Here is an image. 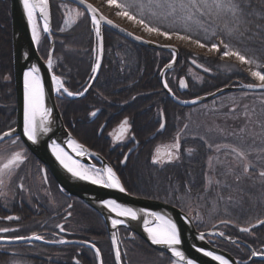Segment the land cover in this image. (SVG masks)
Returning <instances> with one entry per match:
<instances>
[{
	"label": "trees",
	"instance_id": "1",
	"mask_svg": "<svg viewBox=\"0 0 264 264\" xmlns=\"http://www.w3.org/2000/svg\"><path fill=\"white\" fill-rule=\"evenodd\" d=\"M88 1L96 5L105 16L114 20L117 9L110 8L106 0ZM51 2L53 35L56 42L55 58L58 59L54 71L58 76L68 80L66 86L71 92H83L91 82L93 77L92 68L97 61L98 39L95 26L89 16L82 11L84 14L79 22L69 30L63 31L64 12L62 6H74L63 0H52ZM119 2L135 4L139 0H119ZM129 11L139 17L140 10L138 8L130 7ZM246 11L254 13L251 31L243 37H238V34L233 36L230 42L246 57L256 58L258 63L264 64V0H251L250 7ZM144 17L152 25L159 26L161 30L183 32L184 26L181 23L173 24L171 20L156 19L151 17L147 10L144 12ZM224 20H227L230 24L232 22L230 17H224L223 20H218L215 24H212L207 33L198 30L193 25L192 34L194 38H199L202 42L208 44L218 42L222 37L227 40L228 38L224 37V33L221 31ZM257 25L259 28H257ZM205 26L209 25L206 24ZM127 29L137 35L140 31L139 28H135V30ZM213 30L217 32L216 36L212 35ZM10 31L8 10L1 11L0 79L5 80H13ZM104 38V64L99 79L90 95L81 101H73L67 98L59 100L66 127L80 143L98 152H102L105 145L112 143L113 140L108 138V135L99 137L98 125L90 122V115L96 110L101 113L99 122L106 121L105 117H107L108 134L112 128L127 119L128 129H130V133L136 141L142 144L155 143L156 148L175 143L176 134L178 133L181 146L178 153L179 158L174 159L171 164L156 166L155 191L151 193L147 190L145 195L148 199L166 202L179 208H182L183 202L188 198L201 199L207 193L214 152L204 140L198 138L183 139L182 134L171 127L170 120L172 117L178 116L180 119H185V115L189 111L176 106L161 86L160 73L171 62L172 55L132 44L109 29L104 30ZM177 47L180 50V61L177 68L168 74L167 81L171 90L177 96L179 94L184 95L185 100L206 96L228 86L255 83L247 71L248 66L246 65H241L236 61L226 62L221 59L219 54L211 56L199 54L196 52L195 45L186 42L181 41V44ZM49 50V40L46 36H43L39 51L44 59L48 58ZM194 59L195 64L192 62ZM205 68L208 71H205ZM193 72L201 78V82L194 80ZM181 79L187 85L184 90L180 88ZM0 87L5 89L14 88L13 84L9 82L0 84ZM7 99H12L8 90L1 91L0 103H4V100ZM1 111L3 110L0 109V129L3 131L7 128V125L1 119ZM163 115L166 120L165 129L160 127ZM189 149H191V152L188 151ZM135 158L134 155L131 163ZM147 175L148 173L146 174V180ZM132 176L136 179L139 177H136V173ZM250 185L255 188L252 183ZM189 188L191 189L190 193H188ZM252 192H254V189H252ZM135 193L131 191V194L138 195ZM139 196H142V194H139ZM252 203L254 204L250 207V211L241 212L236 217L237 220L234 222L238 226L264 217L262 213L264 208L261 203H257L254 197H252ZM193 217L196 218V215L194 214ZM238 226H234L236 229L233 231L231 230L232 226H224L223 231H221L224 236H230L231 232L240 235L237 232ZM252 233L257 236V239L253 242H260L264 245V225L254 229ZM143 245L152 254H155V258H158L157 262L170 264L171 260L167 255L155 251L146 243H143ZM225 247V250L231 253L232 247L228 245ZM78 248L70 247L69 250H61V253H68L67 257L61 260V264H74L72 260ZM99 249L102 251L105 264H115L108 237L106 244L99 247ZM83 251L84 257H86V259H83V264L98 263L96 255L91 250L84 248ZM245 251L246 256L242 261L250 259L249 251ZM135 252V249L130 251L129 260L132 264L138 260V255ZM235 256L237 257L236 254ZM160 257L162 258L161 261ZM9 259H11L9 256L0 257V261L3 263H7ZM32 264L48 263L35 259ZM250 264H264V262L254 261Z\"/></svg>",
	"mask_w": 264,
	"mask_h": 264
},
{
	"label": "snow or ice",
	"instance_id": "2",
	"mask_svg": "<svg viewBox=\"0 0 264 264\" xmlns=\"http://www.w3.org/2000/svg\"><path fill=\"white\" fill-rule=\"evenodd\" d=\"M80 4L86 5L87 9L93 13L92 23L96 25V36L101 37V32L99 28L100 20L97 19L95 13L98 11L93 5L88 4L87 0H79ZM107 5L112 8L117 9L116 15L122 18H126L128 21L132 22L134 25L139 26L145 33L149 35H156L164 37L165 39L171 40L173 37L182 42L195 45L200 49H206L207 53L210 54H219L221 59L223 58H234L241 65L248 66L247 71L250 76L256 81V83H248L243 85V87L248 89H260L264 90V64L258 63L256 58L246 57L245 54L233 47L231 44V38L233 36L243 37L246 33L251 31V25L253 23L252 17L254 13L246 11L250 7L251 0H139L135 4L120 3L119 0H106ZM24 12L27 15L28 22L32 28V39L37 44L40 42V32L38 31L36 13L39 11L41 17L44 20L43 32H49V12H48V0H22ZM136 7L140 10L139 17L135 14L130 13L129 8ZM145 10L148 11L151 17L156 19L171 20L173 24L181 23L184 28L183 32L180 31H166L161 30L159 26L152 25L144 17ZM83 12L77 11L76 15L81 16ZM224 17L231 18V24L224 20L223 27L221 31L224 33L225 38H220L218 42L211 44L202 42L199 38H194L192 34L193 25L198 30H203L205 33L209 31V27L212 24H215L218 20H223ZM101 19L106 20L108 24H113L111 20H108L107 17L101 16ZM67 22V21H66ZM209 26H205V25ZM119 27L118 25H115ZM219 27V25H217ZM257 28L259 26L257 25ZM131 35V33H129ZM212 35L216 36L217 32L212 31ZM135 39L141 40L140 36H136ZM172 49L173 63L175 61L176 49L171 45H164ZM102 51V48H101ZM196 63L195 59L192 61ZM100 59L98 58L96 64L92 68V72L96 73L100 68ZM171 63L166 67H171ZM200 66V65H198ZM48 67H52V60L49 58ZM208 71L207 68L204 69ZM94 78V77H93ZM52 82L55 85L56 92L66 93L68 96L74 95H83L88 89L85 88L83 92L73 93L64 86V82L60 77L53 75ZM163 87L171 92V89L168 86L167 81H164ZM180 87H187L183 79L180 80ZM44 86L40 76V68L33 65L32 68L24 73V112H23V135L27 137L28 141L36 143L37 137L40 133H47L50 131L48 125L49 117L51 115V109L45 107L44 103ZM187 103V102H185ZM195 103V101H193ZM234 111V109H233ZM95 115V113H92ZM161 128L164 127L163 124L160 125ZM128 129V120L125 119L119 126L120 135L116 139H122L123 134ZM14 129H10L8 132H5L0 136V140H3L4 137L11 136L14 132ZM19 140V137L12 140V143L15 144ZM69 148L76 154V156H84L87 153V150L83 145L77 143L75 140L69 139L68 141ZM53 154L56 156V159L60 162L65 169H67L73 176L78 177L81 180L90 181L92 184L102 185L105 188L117 189L120 192H125L126 189L122 185L119 177L113 171L111 167H104L103 169H96L95 166L91 168H86L78 160L73 159L68 152H66L59 144L55 142L51 145ZM166 151L167 160H161V148L157 147L155 150V155L152 158L153 164H162L164 162H171L173 159H178V153L180 150V140L177 136L175 143L172 145L164 146ZM191 152V149L188 150ZM233 153L238 158L244 159L245 153L235 147L231 149ZM24 160V156L21 152L12 153L8 158L7 162L0 165V186L4 184V177L11 176V173L16 167L19 166ZM249 166H244V172H248ZM261 177H264V171L259 174ZM211 182V178H210ZM219 183V182H217ZM21 188L23 185L20 186ZM191 192V189H188V193ZM187 194V193H186ZM104 206L111 212L114 213L117 217L130 218L131 220L138 219V212L131 207L124 206L118 203L116 200H106L103 201ZM143 212V210H141ZM146 217L143 221L144 230L147 232L151 242L156 245L167 246L174 257L184 264H194V261L191 259L185 258L184 252L177 249L176 246L181 244L180 233L177 229V225L170 219L160 215L157 212H144ZM151 217L152 219H148ZM7 220H18L19 217L8 216ZM153 221L155 223L153 224ZM125 221L121 219H112V227L115 228L117 225L123 224ZM258 223L264 224V221H259ZM254 226V225H253ZM61 232L65 231L63 225H57ZM10 231H15V229L10 228H0V233H7ZM243 232H249V227L241 228ZM221 236L224 233H220ZM199 238L204 239V235L200 234ZM12 239L15 240H43L44 237L33 233L31 237L16 236ZM113 244H116V234L113 233L112 236ZM57 243H69L66 240H59ZM81 243L89 244V246L95 250V255L100 257V249L96 247L95 244H90L87 241H82ZM202 251L203 254L207 257H211L212 260L217 261L218 264H231L230 260L226 259L222 255H216L212 251H205L203 249H198ZM264 256V253L252 252V256ZM115 259L117 264H120L121 253L119 248L115 251ZM78 264V262H77ZM102 264V262H101Z\"/></svg>",
	"mask_w": 264,
	"mask_h": 264
},
{
	"label": "flooded vegetation",
	"instance_id": "3",
	"mask_svg": "<svg viewBox=\"0 0 264 264\" xmlns=\"http://www.w3.org/2000/svg\"><path fill=\"white\" fill-rule=\"evenodd\" d=\"M7 10L10 17L12 44L11 0H0V12ZM8 82L13 84V89L0 87V92L8 90L10 97H12L11 100L7 99L4 100V103H0V109L3 110L1 111V119L7 125L5 130L1 131L0 129V135L8 132L10 129L15 130L17 128V95L14 78L13 80L0 79V84ZM100 114L101 113L98 115L91 114L90 122L98 125L99 137L108 135V138L113 141L112 143L106 144L102 152L88 148L101 155L107 161L123 185L126 184L125 189L129 193L133 191L136 192L135 194H138L136 195L137 197L147 198L145 195L147 190L153 193L156 188V166L160 167L164 164H171L173 160L169 163L153 164L152 158L156 150L155 143H139L131 135L130 129L127 130L120 141H114V137L119 131L120 124L112 128L108 134L107 117H105L106 121L102 120V122H99V118L101 117ZM14 139H16V137L0 144V165L6 163L7 158L15 152H21L24 156V160L14 169L17 171H13L10 177L7 175L4 177V184L0 186V228L7 227L15 229V231L0 233V242L16 241L12 239L14 236L31 237L33 233L43 236L44 239L34 240L30 243L19 245L0 244V257H11L8 262L16 260L32 264L35 259H39L48 264H61V260L66 258L68 253H61L60 251L69 250L70 247H56L50 246L49 244H60L57 243V241L63 239L67 241L80 240L92 242L97 247L105 245L108 234L102 217L79 199L63 193L51 171L34 156L22 139L19 137V140L13 144L12 140ZM136 147L137 149L127 158L128 154ZM166 151L167 149L162 146V161L167 160ZM134 155L136 158L131 163V159ZM93 162L100 168L97 161L94 160ZM133 172L136 173V177L139 176L137 179L133 178ZM25 173L26 175H24ZM147 173L148 178L146 180ZM19 180L21 181L18 182ZM23 180L28 181V185H30L28 190L24 186ZM14 181H16L15 185L13 184ZM36 182L41 185L40 187L38 186L37 192L34 190ZM21 185H23L22 188L20 187ZM139 194H142V196H139ZM8 216L19 217V219L7 220L6 217ZM195 224L199 229L197 217L195 218ZM57 225H63L65 231L61 232L60 229L56 227ZM223 229H219L218 231L221 233L220 230L223 231ZM235 229L236 228L232 226L231 230L233 231ZM237 232L240 233V235H235L231 232L230 236L223 235V239L220 237L211 239L212 245L222 250H225V246L227 245L231 246L232 251L229 253L240 261L246 256L245 250L249 251L250 258L252 252L244 246L233 244V240L245 242L253 247L255 252L263 253L261 250L264 248V245L260 242H253V240L257 239L255 234L242 233L240 231V226L237 228ZM226 239H229L230 243H227ZM118 240L120 248L122 249L123 264H132L129 260V255H131L130 251H132V249H135V253L138 255V260L134 264L153 263L155 254H152L146 246L143 245L144 242L142 239L132 232L126 229H120V231H118ZM76 250V255L72 261L76 264V261L79 260L80 263L83 264V259H86L83 254L84 249L78 248ZM235 254L239 258H237ZM140 257H142L143 260ZM0 263L3 262L0 261Z\"/></svg>",
	"mask_w": 264,
	"mask_h": 264
},
{
	"label": "water",
	"instance_id": "4",
	"mask_svg": "<svg viewBox=\"0 0 264 264\" xmlns=\"http://www.w3.org/2000/svg\"><path fill=\"white\" fill-rule=\"evenodd\" d=\"M63 1H66L84 10L92 21L93 13L87 9L86 5L80 4L79 0H63ZM87 3L93 5L96 9H98L94 4H92L88 0H87ZM48 4H49V7H48L49 32L48 33L44 32V33L49 37V40L51 43V50H50V56H49V58H51L52 60L51 68L48 67L49 59L45 61L41 57L39 53V49H38V44L32 39V28L28 22L27 15L24 12L22 0H11L12 47H13V62H14V78H15V87H16V95H17V128L15 129V131L12 133L11 136L4 137L3 140H0V144L7 140H10L11 138L20 137L22 141L26 144V146L30 149V151L34 154V156L39 161H41L45 165L46 168H48L51 171L52 175L54 176L55 180L57 181V183L59 184L63 192L68 194L70 197L79 199L80 201L85 203L88 207H90L95 212H97L102 217L107 227L108 235H109L110 242L112 245L114 258H115V251L117 248H119L117 233L120 229H127L131 231L132 233H134L135 235H137L138 237H140L152 249L158 252L167 254L172 259H174L175 262L179 264H184V262L178 261V259L172 255L171 250L167 246L153 244L147 232H145L143 221L146 217L144 216V212H157L166 218H170L177 225V229L180 233L181 244L176 247L178 250L184 252L186 260L191 259L192 261H194V264H218L217 261L212 260L211 257L205 256L203 252L198 251V249H203L205 251H212L216 255H222L226 259L230 260L231 264H249L253 261L264 262V256L257 255V256H252L249 262L243 263L237 260L236 258H234L231 254L213 247L211 239L209 240V238H216L218 236H221L220 233L216 231V229L223 224L217 225L211 231L200 232L196 228L191 217L177 207H174V206L162 203V202L154 201V200L138 198V197L130 195L127 191L122 193L117 189H109V188L103 187L102 185L92 184L90 181L81 180L78 177L73 176L72 173H70L67 169L63 167V165L60 164V162L56 159V156L53 154V151H52L51 145L53 142H55L56 144H59L66 152L69 153V155L73 157V159L78 160L85 167L91 168L95 166L93 162L94 160L99 162V164L103 168L106 166L110 167L107 161L101 155L91 151L86 146L83 145L84 148L87 150L88 154L82 157L76 156V154H74L68 146L69 139L75 140L77 143L79 142L74 138V136L67 129L64 123L61 111L58 106V99L61 98L60 93H63V91H61L60 93L56 92L55 85L52 82V76L55 75L53 72L55 41L52 36V15H51L50 0H48ZM95 15L97 19L100 20L99 28L101 32V37L100 38L97 37V39H98V46H99L98 58L100 59L101 66L97 70V72L94 73V76H93L94 78L89 84L87 88L88 90L84 92L83 95L68 96L66 93H63L67 99H70L73 101H80V100L86 99L99 79V76H100V73L103 67V63H104V51H105L104 29L105 28L118 34L120 37L131 42L132 44H135V45H138V46L150 49V50L170 53L172 55V49L168 47H164L165 44L153 42L141 36H140L141 40H137L135 39V37L139 35L132 33L131 31L127 30L122 25L118 24L116 21L111 20L107 17L108 20H111L113 22V24L111 25L108 24L106 20L101 19V16L103 17H106V16L99 9L95 13ZM36 16L40 19L42 26H43L44 20L41 17L38 10H37ZM115 25H118L119 27H116ZM94 26L96 29V25ZM129 33H131V35ZM173 47L176 49L175 61L173 63V59H172V61L170 62L172 66L170 68L165 67L162 70L160 74V81H161V86L163 90L166 92L169 99L175 105L181 108L189 109V108H194V107L212 102L218 99L219 97L225 94H228V93H238V92L264 93V90L248 89V88L243 87V85H240V86H228L210 95L198 97L192 100H182L178 98L172 92V90L171 92H169L167 89L163 87L164 81H167L166 77L168 73L174 71L180 61V50L176 46H173ZM101 48H102V51H101ZM33 65L40 68V76L43 82L44 92H45V96H44L45 107L50 108L52 110L51 115L49 117V122L47 125L50 131H48L47 133H40L37 137L36 143H32L31 141H28L27 137L23 135L24 73L29 71ZM193 101H195V103H193ZM164 127H165V124H164ZM119 135H120V131L118 132L117 136ZM115 140L118 141L119 139L115 138ZM136 149L137 147L128 154L127 158H129V156ZM106 200H116L118 203L124 206L133 208L134 210L138 212V219L131 220L130 218L117 217L114 213H111L104 206L103 201H106ZM141 210H143V212ZM147 218L152 219L151 217H147ZM112 219H121V220H124L125 222L113 228L111 224ZM154 223L155 221H153V224ZM262 225L264 224L259 223L258 225L250 228L249 232H243V231L241 232L250 233L252 230L258 227H261ZM113 233L116 234V244H113V241H112ZM200 234L204 235L203 240L199 238ZM32 241L34 240L25 239V240H16V241H1L0 244L19 245V244L30 243ZM81 242L82 241H69V243H66V244L89 248L95 253V250L92 249L89 246V244H85ZM234 243L244 245L250 248L252 252H255L249 245H247L246 243H243L242 241H235ZM90 244H93V243H90ZM119 251H120V248H119ZM97 258H98L99 264H101V262L103 264L102 256L100 255V257H97ZM115 262L117 264L116 259H115ZM78 264L80 263L78 262ZM120 264H122V260L120 261Z\"/></svg>",
	"mask_w": 264,
	"mask_h": 264
},
{
	"label": "rangeland",
	"instance_id": "5",
	"mask_svg": "<svg viewBox=\"0 0 264 264\" xmlns=\"http://www.w3.org/2000/svg\"><path fill=\"white\" fill-rule=\"evenodd\" d=\"M62 10L64 12L63 31L72 28L83 17V15L77 16V11H81L72 6H62ZM114 20L125 28L132 30L139 28L138 35L147 40L173 46L181 44V41L174 37L168 40L161 36L149 35L126 18L116 15ZM39 29L41 32L40 22ZM195 48L199 54L213 55L207 53L206 49ZM223 60L236 61L234 58H223ZM192 76L195 81L201 82V78L196 73L193 72ZM254 82L256 83L255 80ZM179 98L185 100L182 94H179ZM170 124L172 129H177V132L182 134L183 139H202L214 152L207 193L201 199L188 198L182 204L184 211L196 215L201 230H210L223 221L235 223L239 213L250 211V207L254 204L252 197L264 208V178L259 175L264 171V93H231L189 109L185 119H180L178 116L172 117ZM176 135L179 136L178 133ZM233 147L243 151L245 158H238L231 151ZM245 165L249 166L247 173L244 172ZM23 182L28 190L30 187L28 181L23 180ZM13 184L15 185L16 181ZM38 186L41 185L36 182L34 189L36 192ZM262 213L264 215V212ZM260 218L241 226L249 227L264 219V217ZM157 260L156 257L152 264H162ZM5 264L28 263L12 260Z\"/></svg>",
	"mask_w": 264,
	"mask_h": 264
},
{
	"label": "bare ground",
	"instance_id": "6",
	"mask_svg": "<svg viewBox=\"0 0 264 264\" xmlns=\"http://www.w3.org/2000/svg\"><path fill=\"white\" fill-rule=\"evenodd\" d=\"M36 21H37V18H36ZM37 26H38V23H37ZM38 31H39V29H38ZM70 150L72 151V149L70 148ZM73 152V151H72ZM74 153V152H73ZM75 154V153H74Z\"/></svg>",
	"mask_w": 264,
	"mask_h": 264
}]
</instances>
